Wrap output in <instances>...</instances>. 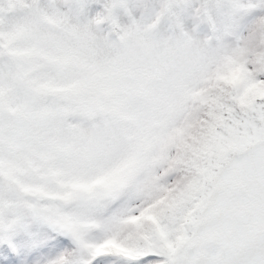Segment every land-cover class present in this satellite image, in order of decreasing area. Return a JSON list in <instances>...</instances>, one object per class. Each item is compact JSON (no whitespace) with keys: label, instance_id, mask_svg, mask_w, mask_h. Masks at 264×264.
<instances>
[{"label":"snow or ice","instance_id":"1","mask_svg":"<svg viewBox=\"0 0 264 264\" xmlns=\"http://www.w3.org/2000/svg\"><path fill=\"white\" fill-rule=\"evenodd\" d=\"M0 264H264V0H0Z\"/></svg>","mask_w":264,"mask_h":264}]
</instances>
